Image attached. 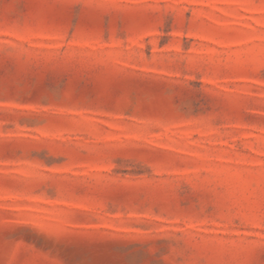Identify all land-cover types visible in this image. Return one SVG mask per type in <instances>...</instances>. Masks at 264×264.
<instances>
[{
  "label": "rangeland",
  "instance_id": "1",
  "mask_svg": "<svg viewBox=\"0 0 264 264\" xmlns=\"http://www.w3.org/2000/svg\"><path fill=\"white\" fill-rule=\"evenodd\" d=\"M0 264H264V0H0Z\"/></svg>",
  "mask_w": 264,
  "mask_h": 264
}]
</instances>
